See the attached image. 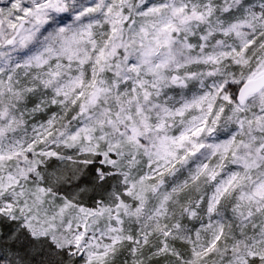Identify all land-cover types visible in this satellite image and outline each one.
<instances>
[{
    "label": "snow or ice",
    "instance_id": "obj_1",
    "mask_svg": "<svg viewBox=\"0 0 264 264\" xmlns=\"http://www.w3.org/2000/svg\"><path fill=\"white\" fill-rule=\"evenodd\" d=\"M0 264H264V0H0Z\"/></svg>",
    "mask_w": 264,
    "mask_h": 264
}]
</instances>
